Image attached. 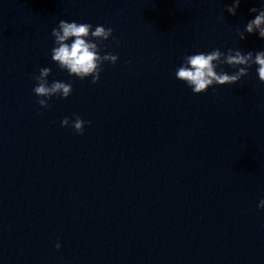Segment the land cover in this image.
<instances>
[{"label": "water", "instance_id": "water-1", "mask_svg": "<svg viewBox=\"0 0 264 264\" xmlns=\"http://www.w3.org/2000/svg\"><path fill=\"white\" fill-rule=\"evenodd\" d=\"M231 3L0 0V264H264L257 66L199 94L175 78L185 55L264 50L239 36L264 0ZM60 19L113 29L97 43L118 59L96 83L51 60ZM42 67L72 84L47 108ZM73 114L91 122L82 134Z\"/></svg>", "mask_w": 264, "mask_h": 264}, {"label": "clouds", "instance_id": "clouds-1", "mask_svg": "<svg viewBox=\"0 0 264 264\" xmlns=\"http://www.w3.org/2000/svg\"><path fill=\"white\" fill-rule=\"evenodd\" d=\"M240 0H232L230 5H226L229 14L235 15ZM250 12L257 13L253 19L247 21L244 30L239 32L240 39L245 38V33H257L261 39H264V6L260 9L250 8ZM111 27L105 28L103 25L93 26L90 23H77L76 21L68 22L60 19L58 25L53 27L51 35L54 38L55 46L51 49V60L55 62L60 69L66 70L67 73L75 75L83 80L91 76V83H96L100 78L102 70L101 65L104 61L115 63L117 55L107 52L100 54L99 41L107 40L112 35ZM228 65L236 69L233 73L220 70L219 65ZM256 65V73L261 83H264V50L242 53L240 49L228 48L226 51L213 49L209 52H198L195 54L185 55L182 63L175 71V78L185 82L193 93L199 94L206 92L210 86L235 84L241 77L248 74V69ZM51 69L42 67L39 69V75L34 79L37 81L32 91L38 97L37 103L42 108H47V98L58 96L67 98L72 92V84L59 80L48 82ZM44 97V99H39ZM74 119L65 116L61 120V126H68L77 134H82L84 125L91 123L81 119L79 115L73 114ZM258 208H264V199H261ZM56 248L60 247L57 241Z\"/></svg>", "mask_w": 264, "mask_h": 264}]
</instances>
